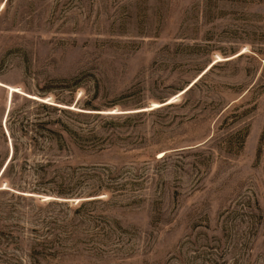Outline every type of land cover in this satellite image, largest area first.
Instances as JSON below:
<instances>
[{"label":"rangeland","instance_id":"1","mask_svg":"<svg viewBox=\"0 0 264 264\" xmlns=\"http://www.w3.org/2000/svg\"><path fill=\"white\" fill-rule=\"evenodd\" d=\"M0 264H264V0H0Z\"/></svg>","mask_w":264,"mask_h":264},{"label":"trees","instance_id":"2","mask_svg":"<svg viewBox=\"0 0 264 264\" xmlns=\"http://www.w3.org/2000/svg\"><path fill=\"white\" fill-rule=\"evenodd\" d=\"M61 112H63V110H60ZM77 117H85L86 115H76ZM15 150V149H14Z\"/></svg>","mask_w":264,"mask_h":264},{"label":"water","instance_id":"3","mask_svg":"<svg viewBox=\"0 0 264 264\" xmlns=\"http://www.w3.org/2000/svg\"><path fill=\"white\" fill-rule=\"evenodd\" d=\"M7 111V110H6Z\"/></svg>","mask_w":264,"mask_h":264}]
</instances>
